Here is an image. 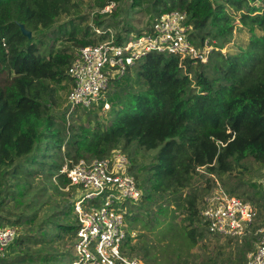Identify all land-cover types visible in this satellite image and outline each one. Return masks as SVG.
<instances>
[{"label": "trees", "instance_id": "16d2710c", "mask_svg": "<svg viewBox=\"0 0 264 264\" xmlns=\"http://www.w3.org/2000/svg\"><path fill=\"white\" fill-rule=\"evenodd\" d=\"M109 1L95 0L93 24L82 37L73 25L66 40L79 50L108 38L96 29L113 26L105 17L118 12L100 13ZM70 6L71 0H0V228L18 231L0 264H70L78 230L73 202L47 194V184L72 196L73 187L64 189L69 178L60 173L65 161L104 158L116 149L129 153L130 172L143 191L140 200L122 205L131 222L126 246L135 249L137 223L198 245L210 233L196 197L190 193L176 208L159 200L182 198L199 167L226 173L245 168L247 159L264 164V0H130L133 9L151 17L137 35L150 30L162 13L178 9L187 13L192 39L212 30L220 38L231 34L237 27L234 13H240L250 39L237 53L213 52L206 63L149 52L113 82L119 97L112 99L113 120L104 129L78 116L67 121L68 107L62 115L54 111L55 86L73 84L68 69L78 50L57 48L64 37L45 30ZM21 24L32 31L31 38ZM133 28L124 27L127 34L118 32L115 39H127ZM205 40L201 36L197 42ZM133 144L134 151H128ZM139 148L158 152L149 164L138 165L134 153ZM256 195L250 201L264 210V191ZM177 209L186 214L181 225ZM68 243L71 248L64 250ZM250 247V240L242 244L238 264H246Z\"/></svg>", "mask_w": 264, "mask_h": 264}, {"label": "built area", "instance_id": "2783aa9c", "mask_svg": "<svg viewBox=\"0 0 264 264\" xmlns=\"http://www.w3.org/2000/svg\"><path fill=\"white\" fill-rule=\"evenodd\" d=\"M117 5L109 3L100 13H110ZM187 13L178 9L162 13L150 30L118 42L108 28L97 32L108 34L98 44L80 48L68 69L73 86L68 95L67 116L81 106L102 104L110 109L107 90L112 80L124 76L127 69L149 52L193 58L206 63L215 50L209 39L198 46L190 37L192 25ZM131 161L121 149L107 157L93 160L67 159L60 169L70 182L64 189L74 188L72 202L78 221L74 258L70 264H143L129 255L124 244L130 235L123 203L138 201L143 196L135 176L130 172ZM264 186V176L261 179ZM103 198L100 206H84L87 200ZM116 206V210L113 207ZM201 216L210 234L244 243L255 238L254 248L246 254V264H264V210L251 201L218 188L205 201ZM133 233V232H132ZM18 236L17 228H0V263L8 246Z\"/></svg>", "mask_w": 264, "mask_h": 264}, {"label": "rangeland", "instance_id": "374dc122", "mask_svg": "<svg viewBox=\"0 0 264 264\" xmlns=\"http://www.w3.org/2000/svg\"><path fill=\"white\" fill-rule=\"evenodd\" d=\"M94 1L95 0H71L70 12L62 14L58 17L55 24L50 29L45 30V34L56 30L57 35L64 37L62 40H58L56 42L57 48L69 46L73 52L78 50V48L74 47L66 40V38L72 30L73 25L77 28V36L82 37L84 35V28L87 25L93 24L92 18L98 11V8L94 5ZM116 3L117 5L112 10H116L118 15L113 16L107 14L108 16L105 17L106 22H112L113 26H111V29L115 34L123 32V34L126 35L127 33L124 31V27H127L128 25H132L134 27L132 33H130L128 37L136 35L138 31L145 29L147 22L151 18L149 14L145 11H139V9H133L130 6V0H117ZM228 11L233 12V9L228 7ZM239 14L240 13H234L236 17L235 24L237 27L231 34L220 38L216 35L214 30L210 32H200L197 40L194 39L193 41L198 46L202 47V44L197 41L201 36H205V39H209L211 44H213L215 48L213 52L218 50L223 53L239 52L241 48H244L247 45L250 39L249 32L245 28L241 27ZM100 30L102 29L100 28ZM96 33L101 34L98 33L97 30ZM90 36H93L92 32L90 33ZM116 79L112 80V83L107 90L108 101L111 105L113 104L112 99L115 100L119 97V93L115 91V87L113 85V82ZM72 86V82L69 81L55 86L56 93L54 94V111L56 113L62 115L67 111L68 95ZM109 93L110 96H108ZM77 116L80 119L79 121L86 122L90 119L94 124L100 123L102 129H104L113 120V116L110 111L104 109L102 104H94L89 108L79 106L75 109L71 116L66 115V118L67 121L72 122L73 118ZM135 146L136 145L133 144L128 151H134ZM157 152L158 149L148 151L144 148H139V150H136L134 153V163L138 165L139 163H141V165L149 164L152 156ZM126 153L129 154L127 151ZM243 164L245 168L238 167L226 173L213 172L204 167H199L197 169L198 173L195 175L191 185L180 192V194H182V198L179 196L175 197L172 195H165L159 200V202H169L171 203L172 208H176V202L180 203L184 201V198L191 193L196 197L197 203L200 205V209L202 210L206 199L218 188H223L224 190L229 191L233 187H237L234 195L250 201L249 196L256 193V196L258 197L260 196V192L264 191V186L261 183V179L264 176V164L250 159L243 161ZM141 179H143V176H141ZM54 181L56 182L55 179ZM37 182L39 184V181ZM50 184L51 183L47 184V194H52L53 198L60 201L72 200V196H63L58 190H55L54 186ZM254 202L255 201H252V203L256 205L260 211H262L259 204ZM102 203L103 198L98 197L92 200H87L84 203V206H100ZM139 204L143 205L142 202H139ZM113 209L116 210V206H114ZM176 214L177 224L181 225L183 223L182 219L186 216V214L180 209L176 210ZM12 218L14 219L15 217L12 216ZM127 222L130 229L131 222ZM135 225L136 226L133 232L134 238L131 241V245L134 246L135 249L133 250L131 246H126V244L124 245V248L129 255L139 258L143 264H238L237 258L240 255L239 252L242 248V244H244L237 243L234 240L229 242V238H218L220 236L213 234L209 235L207 233L204 240L199 239L198 245L192 247L185 241L183 242L182 239L176 235L175 238L171 239L172 236H165L158 230L153 232L145 229L141 224L137 223ZM254 242L255 238L250 237L252 248H254ZM70 248L71 244L68 243L64 247V250H68ZM146 252L149 253L147 254V257L150 261L145 259L144 255ZM243 262L245 263V259Z\"/></svg>", "mask_w": 264, "mask_h": 264}, {"label": "water", "instance_id": "95a60500", "mask_svg": "<svg viewBox=\"0 0 264 264\" xmlns=\"http://www.w3.org/2000/svg\"><path fill=\"white\" fill-rule=\"evenodd\" d=\"M21 30H22V33H23L25 36H27V37H29V38L32 37V35H33L32 31L29 30V29H27V28L25 27L24 24H21Z\"/></svg>", "mask_w": 264, "mask_h": 264}]
</instances>
